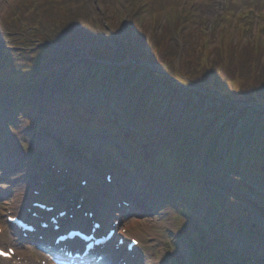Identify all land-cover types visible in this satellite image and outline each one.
Returning <instances> with one entry per match:
<instances>
[{
  "label": "rangeland",
  "instance_id": "1",
  "mask_svg": "<svg viewBox=\"0 0 264 264\" xmlns=\"http://www.w3.org/2000/svg\"><path fill=\"white\" fill-rule=\"evenodd\" d=\"M156 1H151L149 9L152 8V15H150L151 13L141 15L140 12L131 9H134L137 5L138 9L145 8L142 6L145 3L144 0H77L75 2H72V0H0V52L5 49L4 46H18L24 42L35 46V42H38L37 39L39 38H46L50 41L60 40L65 42V47H69L70 42L67 41V38L71 37L75 46L80 47L79 38L75 35L82 23L87 22L93 28L98 27L106 30L105 25H111V20L119 28L129 18L132 19V22L139 23L140 26L144 23L141 32L146 30V36L149 37V40L146 39V45L149 48L159 47L158 50L161 51L169 43L171 45L173 42L185 44L178 47L179 52L176 55L174 69L171 64L163 65L160 61H157L158 64L151 63L152 66L145 64L146 66L143 65L139 69L140 71L130 74L131 77H137V80L147 74L148 79H145L146 75H144L142 81H145L146 84L155 81V83L165 84L170 91L176 90L182 86V83L187 82L183 72L190 67L189 65L186 66L188 58L196 55L195 52H199L197 49H201L203 55H211L214 53L213 47L215 46L218 47L220 53L224 51L223 43H226V48H235L236 53H233V50H230V53L236 57L241 56L244 47L250 44L249 50L247 49L250 51L249 54L261 56L257 64L261 61L264 62V30L262 29L264 26V5L258 6V0H234L238 13L231 12L223 16H221V13L223 11L222 6L225 7L226 5L225 0H170L168 6L161 11ZM17 13L19 15L16 16ZM243 14L249 16L242 18ZM217 26L219 32L216 34L213 32L215 30L209 29V27L216 28ZM238 26L241 27L238 28ZM155 27H157V31L153 32ZM8 31H10V35L7 34ZM202 31L206 32L202 33ZM104 40H107V38H104ZM88 46L90 45H85L83 49ZM143 50L142 48L132 49V54L137 55ZM13 52L14 50H12ZM184 52L187 54L186 57ZM18 53V51H15V54ZM175 53V50H169L162 53V55L164 59H168L169 57L173 58ZM6 54L10 53L6 52ZM52 58L53 56L46 58L38 67L42 70L30 76V79L22 83V87L29 82L34 86V92H37L39 89H43L44 73L54 71L56 77H59L64 70L74 68L83 61L76 63L78 58H83L80 55L78 58L70 57L60 65L55 64L54 60L48 66V61ZM16 61L18 64L15 68H25L27 57L19 58ZM151 69L154 70V77L150 74L152 73ZM232 77H235V75L231 73L229 78ZM132 83L128 82L124 85V88L129 90ZM191 87L193 88H190L191 91L189 92V87H185L186 91L184 93L185 95L188 94L189 97L192 96L193 100L190 103L197 102L201 97L199 93L201 95L205 93L195 91V84H191ZM156 91L161 92L163 90L161 87H156ZM51 94H53L54 106L56 105L52 111V116L56 117L49 121L42 118L44 110L40 102H35V110L37 112L40 110L38 114L33 112L32 115H26V112L15 113L11 110L10 105H5L3 99L0 98V136L2 139L0 165L3 167L0 169V225L4 227L3 235L0 236V245H13L18 249L20 248L18 252L26 257H28L29 250L24 248L21 243L19 244V241L18 243L15 241V237L5 224V217L8 213L23 214L27 197L34 198L33 191L40 190L39 179H44L45 175L55 177L44 168L45 161L38 157L36 160L35 155L39 151L47 154L60 167L71 166L75 169L76 174L87 178L92 176V169L97 170L98 168V173H103L106 171L105 169L112 168L117 172V177L124 174L127 167L129 169L134 167L136 176L142 174L141 164L129 162V154H126V150H133L137 155L142 153L147 158V160L142 159L143 162L149 163V156L145 155L149 135H147V132L145 135L137 133L133 129L135 124L130 121L129 117L124 116L126 112H128L127 114H136L139 109V106L136 105L134 110H131L130 97L127 95L120 96L116 93V97L112 96L107 100L105 96L99 94L94 96L98 100L96 102H109L116 109L114 110L113 107L105 109L100 106L101 103H93L91 108H85L81 113L76 107H60V96L54 86ZM209 95L211 96L210 99L208 97L203 102L205 106H210L213 98H220L214 93H209ZM83 100H86V98L76 96L74 102ZM200 104L202 103H198V106ZM173 105L174 103L156 105L153 116H160L168 122L180 123L194 130L202 128V122L206 117L209 118V121H215L211 126L212 130H217L230 120V123H234L232 127L239 132V139L240 142L243 141V147L247 140H256L260 149L262 151L264 149V115L259 114V111L254 107H250L245 118L236 123L234 112L226 113L225 118H220L217 114L202 116V113L205 112L204 109H202L201 115L198 114L196 119L191 122V117L195 113L193 107L189 111L181 113L180 110L183 106L180 105L176 112H172L176 119L170 115L171 113L165 115L167 112L172 111ZM235 107V112L238 113L247 106L238 104ZM117 112H120L118 116L116 115ZM183 115L185 117L181 119ZM93 117H99L103 124L116 131V137H120L119 145L116 144L115 136L109 137L102 131L94 133L82 130L84 127L81 125L87 122L88 127H94L93 124L91 125ZM229 127H231V124ZM157 129L154 130L155 133H158L159 128ZM191 133L189 135L193 137L194 134ZM125 137L129 142L126 147L125 144L123 146L121 143ZM178 137V135L173 136V138ZM62 140L65 144L62 143ZM153 140L155 139L153 138ZM164 142L161 143L164 145ZM132 143L137 145V149L132 147ZM71 146L76 149L74 155L69 154L68 147ZM154 147H150L152 154H156ZM139 149L140 151H138ZM204 151L205 148H202L200 157L203 156ZM175 154L173 152L172 156ZM122 155L124 160H122ZM183 160L182 157L181 161ZM254 160L250 159L251 162ZM96 161H99V167ZM156 162L158 165L168 163V161L161 160L160 157L157 158ZM244 165V161L239 162L237 175L235 176L239 181L237 183L241 185L247 183L255 190L259 186L264 190V183H260L257 177H252L250 174L245 177L247 173L244 171ZM222 171L224 173L225 170L206 169L203 174L194 171L187 177L189 178L187 185H182L181 182L178 184L171 182L168 177L171 174L163 175L160 172L148 171L152 176H150L151 184L146 186L148 192L145 199H142L144 180L135 190L138 192L137 195H132L135 210L125 215L122 221L123 224L128 221H139H135L136 225L133 231L139 235L143 250H139L138 256L132 264H173V258L176 255L181 256L187 264H221L223 262L233 264L232 256L236 253L235 249L245 254V260L253 253L254 259L263 262V243L251 238L231 242L230 237L232 235H229V233L233 230L225 227L222 222V219L227 216L226 213L231 212L234 217L229 215V219L232 220L236 230H240L243 228L241 226L249 224L248 227L254 231V237L264 239L263 209L256 207L258 198L253 194V189H251V192L248 188L246 191L241 190L240 186L238 188V185L232 182V179L227 178L231 177L230 172L225 174L228 175L227 177L222 178L220 176ZM127 176L125 183L128 188L138 186L135 175L128 174ZM95 177H98L97 173H95ZM172 185H175V187L172 188ZM184 186L190 188L191 193L189 195L185 193ZM178 189H180V194ZM257 192L260 193L259 190ZM47 196L51 197V195ZM222 198L224 203L228 205V210L220 201ZM146 200L148 201L145 204L144 201ZM214 200L218 201L217 204L222 206L225 212L215 208ZM238 213H241L240 217H237L239 216ZM251 215L254 216V219H250ZM253 220L256 221V226H251L250 221ZM129 223L127 224L129 225ZM222 234H225L226 239L229 240L228 249H225V243L220 241ZM167 244L171 249L169 254L165 246ZM106 252L117 255L112 252L110 247ZM209 253L210 255H208ZM242 261L241 264H245V261ZM0 264L5 263L0 261ZM25 264H34V261L29 260Z\"/></svg>",
  "mask_w": 264,
  "mask_h": 264
},
{
  "label": "trees",
  "instance_id": "2",
  "mask_svg": "<svg viewBox=\"0 0 264 264\" xmlns=\"http://www.w3.org/2000/svg\"><path fill=\"white\" fill-rule=\"evenodd\" d=\"M150 3L152 0H149ZM170 0L168 1H160L157 0L156 3L160 7V11L167 7ZM151 7V4H150ZM149 7V8H150ZM148 8V10H149ZM152 12V11H151ZM116 21V20H115ZM89 23H82L80 25L81 29V36L87 37V41L93 45V49L91 50V55L94 56L96 59L100 60H109V58H113L116 55H118L120 58L121 56L125 58H131L133 60L137 61H149L150 63L158 64L157 61H160L163 65L171 64L172 68H175V61H176V55L178 54L179 50L178 47H182L185 44H179L177 42H173L171 45L170 43L168 45H165L163 50H158V48H149L146 45V30L141 32L140 34H137L135 37L132 35L131 28L134 29L136 27V24H132L131 26L125 25V28L120 25L118 28V25H115V23L111 20V25H105L107 27V31L105 29H101L98 27H91L89 26ZM79 30V29H78ZM109 31V32H108ZM97 33H100L98 35ZM102 35L111 36L108 42H99ZM184 35V34H181ZM95 38L98 39L95 40ZM182 38V36H181ZM182 40V39H181ZM96 42L98 43L100 47L96 45ZM224 44V51H221L219 53L218 47H213L214 53L204 54L201 52V49H197L199 52H195L196 55H194L192 58H188L186 61V66H190L184 70L183 75H185L187 82L184 84L182 83V86L177 88L174 91L168 90V93H166L167 97L162 98V94L155 96L157 105H160L161 103H164L165 101L163 99H169L171 101L179 100L180 102H185V105L188 104V107L191 105L193 108L197 106L198 103H203L206 101L210 95L209 93H214L217 97H220L218 99H214L211 101L212 104L206 107L205 112L202 113V116H208L210 114H217L220 118H225V114L234 112L235 121L240 122L243 118H245L247 112L249 111L250 107H254L257 111H259V114L264 115V62H259L261 56L251 55L249 54V45H246L242 51L241 56L236 57L235 55H231L230 50H233V53L235 52L234 47H227L226 43ZM209 45V44H208ZM24 46H28V44H23ZM22 49H25L23 48ZM207 47V46H206ZM45 48H52V47H45ZM144 49L141 51V53H137V55L132 54V49ZM210 48V47H209ZM248 49V50H247ZM29 51H32V49H28ZM116 50V51H115ZM169 50H175L176 53L174 54V57H169L168 59H164V56L162 53L168 52ZM27 52V51H25ZM205 53V52H204ZM209 53V52H208ZM45 53L43 52L41 56H44ZM184 55L186 57V52H184ZM207 57V58H206ZM194 58V59H193ZM185 60V58H184ZM7 69V67H6ZM6 69L1 72L0 79L4 80L7 76L5 74H8L6 72ZM29 69V67L27 68ZM9 71V70H8ZM13 73L12 71H9ZM235 75V77L229 78V75ZM118 75V72H116L115 68H100L94 69L91 74L86 73L85 75H82L79 73L77 77L74 78H66L62 80V92H63V102L67 103L70 100V95L72 90H74L73 86L74 84L76 87L80 89H85L84 87H88L91 89L95 95H103L107 98L108 95L115 96L116 97V90H118V85L116 84V76ZM154 74L152 73L151 76ZM20 79H24L22 76H19ZM78 79V81H76ZM145 79H148V76L146 74ZM188 80H190L188 82ZM143 81V77L139 79L137 85L135 86V89H130L127 94L128 96L132 95L137 96V92L139 89H142L144 86H146L145 81ZM124 82V78H123ZM191 84H195V91L198 92H204L205 94L201 95L199 93L200 99H198L197 102L190 103L193 99L188 96V94L185 95V87H189V91H191L190 88ZM153 87L152 83L147 84V86ZM169 88V87H168ZM154 89V88H153ZM153 89H150L147 93L151 94ZM193 92V91H192ZM194 94V93H192ZM17 97L19 95H16ZM206 98H205V97ZM16 97V98H17ZM162 98L159 100V98ZM210 101V100H209ZM222 102V103H221ZM218 103V104H217ZM50 105V101L48 102ZM236 104V105H234ZM238 104L246 105L247 107H244L241 111L238 113L235 112V106ZM228 107V108H227ZM150 119L146 117V123ZM215 121H209V118L206 117L203 120V125H205L204 133L210 128V126ZM230 123H224L221 127H219V135H215V138H221L223 137L224 133L231 131L232 133H236V136H234L236 139L233 140V138L228 142L234 149L236 156L241 155V151H239L240 147V141L238 134L239 132H235L236 129L229 128L228 126ZM234 126V123H231ZM173 128V127H172ZM171 128L167 129V134H171ZM215 131L211 132V137L214 138ZM181 134V132H180ZM204 136V135H203ZM187 139H184L183 142L185 143ZM224 140V138H222ZM226 140V138H225ZM183 142L181 143L182 145ZM201 142V141H200ZM255 150H252V154H255ZM261 161L258 162L261 164H264V150L261 152ZM217 152L216 149L213 151L212 156L210 158H217ZM256 154L257 151H256ZM241 158V156H240ZM228 159L227 154L225 151L221 152V158L220 161L224 163V161Z\"/></svg>",
  "mask_w": 264,
  "mask_h": 264
},
{
  "label": "bare ground",
  "instance_id": "3",
  "mask_svg": "<svg viewBox=\"0 0 264 264\" xmlns=\"http://www.w3.org/2000/svg\"><path fill=\"white\" fill-rule=\"evenodd\" d=\"M124 179L126 180V178H125V176H124ZM123 179V175H122V178H121V180H120V182L122 183V184H125V180ZM139 187V185L138 186H136L135 187V190H136V188H138ZM127 193V191H125V194ZM124 195V194H123ZM124 209V207L123 208H121L120 210L118 209V210H115L118 214L119 213H121V210H123ZM114 211V212H115ZM50 215V214H49ZM137 222H139L138 220H136ZM134 224L135 223H133V225L132 226H134ZM132 227H129V228H127V230L129 231L130 229H131Z\"/></svg>",
  "mask_w": 264,
  "mask_h": 264
},
{
  "label": "snow or ice",
  "instance_id": "4",
  "mask_svg": "<svg viewBox=\"0 0 264 264\" xmlns=\"http://www.w3.org/2000/svg\"><path fill=\"white\" fill-rule=\"evenodd\" d=\"M10 251H11V249H9L7 252L3 251V250H0V257H3L5 259H10V256H9V252Z\"/></svg>",
  "mask_w": 264,
  "mask_h": 264
}]
</instances>
